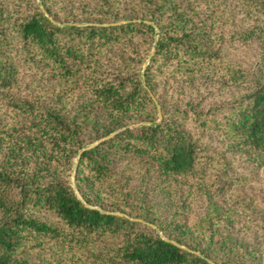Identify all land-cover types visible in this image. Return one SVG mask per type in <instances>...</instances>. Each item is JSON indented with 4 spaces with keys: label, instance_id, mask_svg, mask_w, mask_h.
<instances>
[{
    "label": "trees",
    "instance_id": "trees-1",
    "mask_svg": "<svg viewBox=\"0 0 264 264\" xmlns=\"http://www.w3.org/2000/svg\"><path fill=\"white\" fill-rule=\"evenodd\" d=\"M76 1L0 0V264H264V0Z\"/></svg>",
    "mask_w": 264,
    "mask_h": 264
},
{
    "label": "rangeland",
    "instance_id": "rangeland-1",
    "mask_svg": "<svg viewBox=\"0 0 264 264\" xmlns=\"http://www.w3.org/2000/svg\"><path fill=\"white\" fill-rule=\"evenodd\" d=\"M76 3H80V0H77ZM75 5V4H74ZM241 3L233 1V0H224V3L221 5L225 10H232V8H235L234 12L238 11L240 8ZM62 17L63 12L60 14ZM234 23L239 26L240 28L247 27L246 22V15L244 16L241 12L237 13L235 16ZM232 26L228 27V30L231 31ZM223 51L227 54L229 59L231 60H239L245 63L246 65H250L252 60H254L258 54H259V47L256 44H249V43H242L241 41L228 39L226 38L224 44H223ZM149 59V58H148ZM147 59V62L149 61ZM146 64L144 65L143 69L145 68ZM21 74V85L20 88H22L21 93H27V94H33L35 95V90L37 88L45 91H52L54 87L56 86L55 80L52 78L50 74H43L40 71H36L34 67H32L30 64H23L21 65L20 69ZM24 87V88H23ZM8 113L9 111L4 110L3 106H1L0 114L1 113ZM94 144V143H93ZM244 160L240 158V156L236 157L235 161H233L235 171H246L244 170V164L242 163ZM249 183L251 185V189L254 191H262L264 190V170L259 169L258 172H255L253 177L249 173ZM73 177H72V183H73ZM106 242H109V239H105Z\"/></svg>",
    "mask_w": 264,
    "mask_h": 264
},
{
    "label": "water",
    "instance_id": "water-1",
    "mask_svg": "<svg viewBox=\"0 0 264 264\" xmlns=\"http://www.w3.org/2000/svg\"><path fill=\"white\" fill-rule=\"evenodd\" d=\"M150 59V58H149ZM148 59V60H149ZM144 70V69H143ZM99 141H97V142H95L94 144H92L91 146H93V145H95V144H97ZM84 149H82L81 151H80V153L83 151Z\"/></svg>",
    "mask_w": 264,
    "mask_h": 264
}]
</instances>
